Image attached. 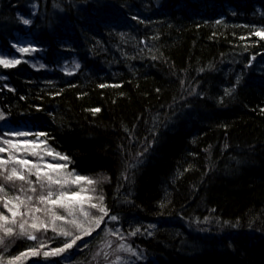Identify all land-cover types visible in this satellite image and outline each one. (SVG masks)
I'll return each instance as SVG.
<instances>
[{
    "label": "trees",
    "instance_id": "obj_1",
    "mask_svg": "<svg viewBox=\"0 0 264 264\" xmlns=\"http://www.w3.org/2000/svg\"><path fill=\"white\" fill-rule=\"evenodd\" d=\"M258 29L264 0H0V55L36 48L0 66V131L46 133L118 217L68 253L25 264H102L107 238L139 264H264ZM137 153L142 163L128 169ZM39 238L12 237L0 255L67 241Z\"/></svg>",
    "mask_w": 264,
    "mask_h": 264
},
{
    "label": "snow or ice",
    "instance_id": "obj_2",
    "mask_svg": "<svg viewBox=\"0 0 264 264\" xmlns=\"http://www.w3.org/2000/svg\"><path fill=\"white\" fill-rule=\"evenodd\" d=\"M30 23L29 19L23 20L25 25ZM253 35L264 40V29L256 30ZM13 47L21 54L36 51L30 47H17L16 45ZM21 62L20 59H8L0 55V66L4 68L15 67ZM76 67L79 68V65L77 64ZM101 87H105V85H101ZM232 91L234 88L226 89L225 95H231ZM91 111L97 113L100 109L94 108ZM4 119V114L0 113V120ZM4 135L11 136L12 139L0 138V153L7 154L6 157L0 156V178L4 182L0 183V203L8 213L0 212V247L6 250L8 241L12 237L38 240L40 238L36 233H46L49 230L58 236L70 239L62 247L52 248L43 253L40 252V249L46 247V244L41 240L38 247H31L28 251L20 252L18 255L10 257L0 255V264H25L28 258L41 254L47 258L68 253L83 237L91 236L96 229L100 228L105 217H109V209L104 203V195L102 192L97 194L96 185L99 181L89 176L76 174L74 170L67 171L71 158L55 153L48 148L47 140L41 139V137L47 136L44 132L33 133L17 130L5 132ZM29 136H33L34 139H27ZM147 150V148L144 149L145 152ZM41 153L54 156L66 163L41 166V164L26 158L32 156L42 160ZM142 155L143 153H137L134 162L129 163L127 168L131 169L142 163L139 158ZM32 176H35L34 181L30 179ZM125 178L127 179V177ZM104 179L107 180L108 177H104ZM16 181L21 182L18 189L21 194L9 196L5 185L15 184ZM36 185H39V188ZM72 186H75V190H70ZM27 193L33 195H27ZM109 218L112 221L118 219L116 215H111ZM139 231L140 229L136 228L129 235H136ZM118 232L117 229L116 232L108 234L117 235ZM114 251L136 255V252L125 244L118 245ZM96 255L99 256L101 253L97 252ZM108 255L107 252H104L103 259L108 260ZM120 259L121 257L117 256L116 260L109 264H116Z\"/></svg>",
    "mask_w": 264,
    "mask_h": 264
},
{
    "label": "rangeland",
    "instance_id": "obj_3",
    "mask_svg": "<svg viewBox=\"0 0 264 264\" xmlns=\"http://www.w3.org/2000/svg\"><path fill=\"white\" fill-rule=\"evenodd\" d=\"M17 47H30V48H34V49H36L35 47H32V46H20V45H16ZM13 49H14V54L11 56V57H6L5 56V58H8V59H13V58H15V59H20V60H27V61H30V57L31 56H33L34 54H35V51L34 52H30V53H26V54H21V53H19V52H17L16 51V48H14L13 47ZM38 68H41V65H39L38 66ZM22 131H24V130H22ZM27 131V130H26ZM4 131H0V138H2V139H12V137L11 136H5L4 135ZM21 139H23V138H21ZM27 139H34V137H27ZM6 153H0V156H4V157H6ZM41 155H43V153H41ZM27 159H30V160H33L34 162H36V163H39V164H41V166H44V165H47V164H64V160H61V159H59V158H56V157H54V156H48V155H43V159L42 160H40V159H38V158H36V157H32V156H27L26 157ZM30 179H32L33 181L35 180V176H32V177H30ZM0 181L2 182V183H4L3 182V179L2 178H0ZM20 184H21V182L20 181H16L15 182V184H11V183H9V184H6L5 185V187H6V189H8V188H10L9 186H12L11 187V189H12V193H11V190H10V193H11V195L10 196H14V195H19V194H21L19 191H18V189H19V186H20ZM25 187H27V185H25ZM36 187L37 188H39V185H36ZM98 186L96 185V188H97ZM70 190H75V186H72V188L70 189ZM14 193V194H13ZM97 193H98V188H97ZM27 195H33L32 193H27ZM0 212H4L5 214H8L7 213V210L6 209H4L3 208V205H2V203H1V205H0ZM97 215H99V213H96ZM97 230V229H96ZM48 232V231H47ZM46 232V233H47ZM49 232H52L51 230H49ZM46 233H36V235L39 237V235H44V234H46ZM53 233V232H52ZM116 236V238H119V236L118 235H115ZM65 238H67L66 240H68V239H70V238H68V237H65ZM84 238V237H83ZM120 239H122L121 237H120ZM119 239V240H120ZM109 240H108V238H107V240L103 243V244H101L100 246H99V250H98V252L99 253H101V255H100V258H101V263L102 264H109V262H111V261H115L116 260V257L117 256H119V257H121V259H122V257H124V256H122V253L123 252H115L114 251V249L118 246V245H120V244H125V243H123V242H120V241H118V242H115V243H118L116 246H114V243H109L108 242ZM38 243V245L37 246H39V243H40V241H38L37 242ZM46 244V247H44V248H41L40 249V252L42 253V252H45V251H50L51 250V246H54V243H52V241L50 242V243H45ZM110 245V246H109ZM111 247V248H110ZM104 252H107L109 255H108V260H104L103 259V253ZM128 255H130V254H128ZM142 256H140L139 254H137L136 253V255H132L131 257L129 256V259H125L124 261H123V263H121L122 261H121V259L119 260V261H117L116 262V264H139V262H142L141 260H142V258H141ZM30 258H34V257H30ZM30 258H28L27 260H29ZM26 260V261H27Z\"/></svg>",
    "mask_w": 264,
    "mask_h": 264
}]
</instances>
